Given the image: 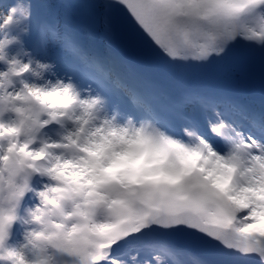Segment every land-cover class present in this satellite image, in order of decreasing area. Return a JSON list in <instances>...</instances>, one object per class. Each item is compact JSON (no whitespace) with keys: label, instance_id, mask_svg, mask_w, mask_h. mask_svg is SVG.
<instances>
[{"label":"snow or ice","instance_id":"1","mask_svg":"<svg viewBox=\"0 0 264 264\" xmlns=\"http://www.w3.org/2000/svg\"><path fill=\"white\" fill-rule=\"evenodd\" d=\"M0 264H264V0H0Z\"/></svg>","mask_w":264,"mask_h":264}]
</instances>
